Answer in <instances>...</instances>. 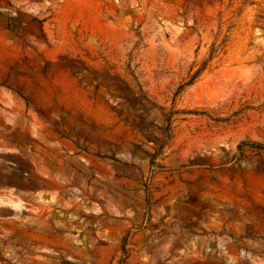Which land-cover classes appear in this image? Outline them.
Here are the masks:
<instances>
[{
  "label": "rangeland",
  "instance_id": "374dc122",
  "mask_svg": "<svg viewBox=\"0 0 264 264\" xmlns=\"http://www.w3.org/2000/svg\"><path fill=\"white\" fill-rule=\"evenodd\" d=\"M132 93L177 113L163 149ZM242 142L264 146V0H0V264H264Z\"/></svg>",
  "mask_w": 264,
  "mask_h": 264
},
{
  "label": "trees",
  "instance_id": "16d2710c",
  "mask_svg": "<svg viewBox=\"0 0 264 264\" xmlns=\"http://www.w3.org/2000/svg\"><path fill=\"white\" fill-rule=\"evenodd\" d=\"M202 70H199L193 75L191 78L190 82L185 84L180 88V92L183 91L184 88H188L189 86L193 85L196 80L199 78ZM133 101L140 105L142 108L145 110L151 112L155 109H159L162 112L163 115V123L164 127L162 129V135H163V147L162 149L169 144L172 139H173V133H174V128L173 124L175 123L174 118L177 115L176 112L171 111V112H166V110L160 108L155 102H152L150 98H148L145 94L141 93L140 96L135 95L134 93L131 94ZM246 153H251L252 155L255 156H262L264 155V146L254 144L252 142H242L238 148H237V155L232 158L231 162H240L246 157Z\"/></svg>",
  "mask_w": 264,
  "mask_h": 264
},
{
  "label": "bare ground",
  "instance_id": "6f19581e",
  "mask_svg": "<svg viewBox=\"0 0 264 264\" xmlns=\"http://www.w3.org/2000/svg\"><path fill=\"white\" fill-rule=\"evenodd\" d=\"M69 87V85H67Z\"/></svg>",
  "mask_w": 264,
  "mask_h": 264
}]
</instances>
